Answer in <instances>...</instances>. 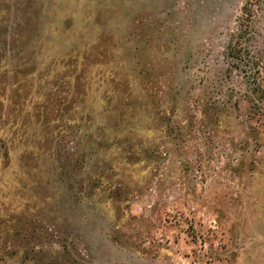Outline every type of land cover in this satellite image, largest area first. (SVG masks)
<instances>
[{
  "label": "rangeland",
  "instance_id": "374dc122",
  "mask_svg": "<svg viewBox=\"0 0 264 264\" xmlns=\"http://www.w3.org/2000/svg\"><path fill=\"white\" fill-rule=\"evenodd\" d=\"M0 264H264V0H0Z\"/></svg>",
  "mask_w": 264,
  "mask_h": 264
}]
</instances>
